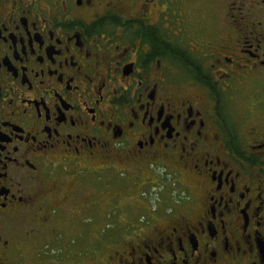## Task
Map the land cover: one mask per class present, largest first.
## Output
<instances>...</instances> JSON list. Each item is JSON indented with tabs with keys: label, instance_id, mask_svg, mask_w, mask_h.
I'll use <instances>...</instances> for the list:
<instances>
[{
	"label": "flooded vegetation",
	"instance_id": "flooded-vegetation-1",
	"mask_svg": "<svg viewBox=\"0 0 264 264\" xmlns=\"http://www.w3.org/2000/svg\"><path fill=\"white\" fill-rule=\"evenodd\" d=\"M0 264H264V0H0Z\"/></svg>",
	"mask_w": 264,
	"mask_h": 264
},
{
	"label": "rangeland",
	"instance_id": "rangeland-1",
	"mask_svg": "<svg viewBox=\"0 0 264 264\" xmlns=\"http://www.w3.org/2000/svg\"><path fill=\"white\" fill-rule=\"evenodd\" d=\"M127 181H128V180H127ZM128 184L131 185V181H128V182L126 183L127 187H128ZM127 187H126V186H122V187L119 188V190H120L119 192H120V194H121L120 202H121L122 205H125V203L127 204V201H130L131 204L133 203V205H136L137 203H135V201H134L132 198H130V197H132V196H130V195L126 196L127 193H128V192H126V191H128V188H127ZM134 188H135V187H134ZM155 191H157V189H154V190L152 191V194H151V195H148L145 199H142V201H148V200L151 201V200H152L153 204L156 203V202H158V198H159V196L156 194ZM125 196H126V197H125ZM109 199H110V197L108 196L107 192L104 193V194H103V197H102V200H103L104 205H107V204H108ZM76 210L78 211L79 209H76ZM129 210H130V209H129ZM129 210H128V209H124V212H123V213H129ZM119 211H120V209H119ZM104 217H105V215L102 214V213H100V215H99L98 218H97V227H99V225H100V224L98 223L99 221H100V222L104 221V220H103ZM68 225H69V224H68ZM59 228H60L59 230H60L62 233H64V235H65L64 237H69L70 235L73 236V234L76 233L75 230H72V231H71V229H69L68 226L64 225V223L61 224ZM66 233H67V234H66Z\"/></svg>",
	"mask_w": 264,
	"mask_h": 264
}]
</instances>
